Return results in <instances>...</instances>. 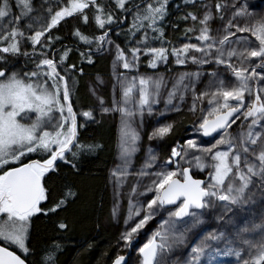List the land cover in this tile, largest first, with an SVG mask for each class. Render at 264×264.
I'll return each mask as SVG.
<instances>
[{"label":"snow or ice","instance_id":"1","mask_svg":"<svg viewBox=\"0 0 264 264\" xmlns=\"http://www.w3.org/2000/svg\"><path fill=\"white\" fill-rule=\"evenodd\" d=\"M169 4L170 0H42L37 9L33 0H0V264H59L63 247L55 239L41 249L38 260L31 258L32 222L38 216L58 215L79 198L71 185L55 193L49 175L57 173L60 164L79 175L81 156L102 147L80 142L84 124L78 118L94 121L95 109H74V73L82 75L84 70L68 60L76 53L81 64H92V57L105 50L114 56L119 98L114 94L111 106H105L104 98L95 89L91 92L102 114L120 116L119 163L110 173L114 196L121 195L119 189L130 175L138 177L127 194L120 241L130 247L134 236L164 210L167 219L138 248L140 264H161L163 254L174 247L188 250L175 264H218L221 256L234 258L235 264H264V217L257 223L244 215L254 203L251 189L264 192V16L250 11L247 0H184L196 10L178 18L186 26L183 41L176 45L165 35ZM69 18L93 24L99 34L90 36L76 27L70 35L78 46L63 44L52 32ZM171 26L179 28L178 23ZM122 32L126 47L111 36ZM58 42L60 48L55 47ZM21 56L30 60L31 68L18 70L9 62V57ZM142 57L153 70L170 57L177 66L216 67L206 73L204 90L196 87L205 75L200 70L181 72L168 89L162 74H140ZM117 68L125 71L115 73ZM189 92V112L201 113L193 127L214 142L187 139L159 162L149 149L140 169L130 171L140 139L137 120L142 126L145 113L152 115L161 101V115L181 111L174 101L183 103ZM205 100L207 107L198 109ZM173 127L159 124L149 140L163 139ZM195 172L205 173V178H197ZM143 178L149 183L143 184ZM118 211L114 205L113 217ZM205 216L216 226L203 227ZM55 228L67 232L69 223L59 219ZM111 264H127L126 257L117 254Z\"/></svg>","mask_w":264,"mask_h":264},{"label":"trees","instance_id":"2","mask_svg":"<svg viewBox=\"0 0 264 264\" xmlns=\"http://www.w3.org/2000/svg\"><path fill=\"white\" fill-rule=\"evenodd\" d=\"M33 3L39 9L42 0H34ZM177 5H179V9H177ZM195 10L191 5L186 6L184 0L170 1V15L165 21V35L173 44H178L183 40V29L186 26V22L180 21L178 18L186 11ZM14 11L18 13L19 9H14ZM173 23H178L179 28L174 30L171 26ZM76 27L90 36L99 34L93 24L84 25L79 18H69L67 22H62L57 29L53 30L52 34L60 36L63 44L75 48L78 46V42L70 33ZM118 29L116 31H120ZM111 36L121 47H126L127 40L123 32L120 38L116 37L115 33H112ZM55 47L60 48L61 44L58 42ZM80 47L81 50H84L82 45ZM92 59L94 61L92 64H81L79 56L73 53L68 60V63H76L84 70L82 75L79 72L74 73L75 79L78 81L72 94L75 110L94 109L87 82L97 74L108 73L107 59L98 56V53ZM9 62L15 64L18 70L25 66L27 68L32 66L30 60L23 56L9 57ZM167 120L174 127L162 148V153L169 156L172 147L178 143L183 144L186 140L190 129V117L186 112H181L170 116ZM78 121L84 124V127L79 129L80 142L99 144L102 147L94 153H86L81 156L77 161V166L80 169L79 175H73L71 168L60 164L58 172L50 174L47 178L49 187L55 193L58 194L65 186L71 185L80 195L74 203L69 204L58 215L38 216L33 219L30 238V247L33 249L31 258L38 260L41 249L55 239L63 247L59 264H111V261L119 254V231L112 225L106 227L103 221L110 216L112 207L109 176L116 160L118 128L113 119L98 118L96 115L94 121L85 123L83 117H79ZM198 177L203 176L198 175ZM59 219H64L69 223L67 232L56 230L55 223Z\"/></svg>","mask_w":264,"mask_h":264},{"label":"rangeland","instance_id":"3","mask_svg":"<svg viewBox=\"0 0 264 264\" xmlns=\"http://www.w3.org/2000/svg\"><path fill=\"white\" fill-rule=\"evenodd\" d=\"M170 1H173V0H170ZM221 2H227V0H222ZM247 2H248L249 10L253 11L256 14V16H264V0H247ZM218 23L219 21L216 20L213 23V27H215L216 24ZM120 36L121 35L119 36L116 35V37H119V38ZM181 42H179L176 45H179ZM153 43L155 44V46H159V42L154 41ZM98 56H101L102 58L107 59L108 64H109L107 67L108 73L107 74H97L93 76L92 78L88 80L87 84L89 88V94L92 98L94 109H95L94 114L98 118L113 119L118 128L119 138H118V144H117V153H116L115 163L113 164L111 168L112 170L119 163L120 116H119V113H113V112H110L108 114H102L100 111L98 102L96 100V97L92 95L91 90L95 89L97 95H100L104 98L106 102L105 106H111V101L113 99L114 94L117 99L119 98L120 88H119V83L116 79V75L114 74L113 54L105 50L102 53H98ZM215 67H216L215 65H205L203 66L202 69H198L197 66L191 65V64H188L187 66H177L174 63L173 58L170 57L169 62L166 65H160L158 69L153 70L147 67V58L142 57V61L140 64V74L142 75H161L162 74L165 77V80L167 82V88L170 89L171 84H172V79L174 77H177L181 72H195L197 70H200L205 73V75L201 76L200 82L196 84L197 90L200 91V90H204V88L206 87L208 83L209 77L206 75V73L215 70ZM124 71L125 70L122 68H117L115 70V73H121ZM220 72L221 73L224 72L223 67L220 68ZM128 75L130 76L131 74H128ZM100 81H103V83H100ZM166 91L167 89L164 90V95H166ZM174 103L180 104L182 110L179 112L166 111L163 115H161L160 112L164 110V104H163V101H161L160 104L154 105V112L152 115H148L147 113H145L142 126L139 125V120H137V130L139 132L140 139L138 141V151L135 153L133 157L132 168L130 169V171L135 172L140 169V167L143 165L144 161L148 157L149 149H151L152 152L155 155H157L158 162L167 159L168 156L162 153V148L166 144L169 135L164 137L163 139H152V140H149V135L151 134V132L153 131L155 127L159 126V124L171 123L167 120L170 116L177 115L181 112H186L188 116L190 117V129L186 136V140L196 139L198 142L205 144V145H207L210 142H214L212 139H205L204 137L200 136L193 127V124L200 117L201 113L198 110L195 114H193L189 112L188 110L189 106L192 103L191 92L186 94L185 101L183 103H181L179 100L174 101ZM201 106L207 107V101L205 100L203 105L198 104V109ZM195 175L196 177L198 175H202L203 177L201 178H205L206 174L195 172ZM137 179L138 177H136L134 174L130 175L127 178V181L125 182L123 187L119 189V192L121 193V195L116 197L114 196V184L112 182L111 177L109 176V185H110V190H111V195H112V207H111L110 216L103 221V224L106 227H109L110 225H112L119 231V242H120L119 243V255H125L129 251V249L132 248V255L129 259L128 264H140L141 258L138 253V248L141 247L144 243H146L147 240L151 238L152 234L159 229L160 224L163 223V220L167 219V212L164 210H161L155 216L153 220L149 221V223L143 229H141L137 235L134 236L130 247H125L123 242L120 241V235L122 232H124L125 227H126L125 219L127 216V209H128V195L127 194L129 193L132 185L137 181ZM142 183L143 184L149 183V179L143 178ZM251 190L255 193L254 203H251L246 207L244 215L246 218H249L253 220L254 222L259 223L261 221V218L264 217V192L259 190L257 187H253ZM139 199L144 200L145 197L141 196L139 197ZM114 205L119 206L118 214L115 217H113L112 215V210H113ZM249 211L252 214L251 216H248ZM237 212H239V210H237ZM204 219L206 220L207 223L203 227L208 228V227L216 226L209 216H205ZM199 230H200L199 228L196 229V231H199ZM189 237L191 238V234H189ZM255 238L257 239L259 238L258 234H256ZM136 239H138L137 243H136ZM187 251L188 250L186 248L182 249L181 247H174L171 251L165 252L163 254L161 264H175V262L178 259L183 258L182 253L186 254ZM218 264H235V259L221 256V257H218Z\"/></svg>","mask_w":264,"mask_h":264},{"label":"water","instance_id":"4","mask_svg":"<svg viewBox=\"0 0 264 264\" xmlns=\"http://www.w3.org/2000/svg\"><path fill=\"white\" fill-rule=\"evenodd\" d=\"M205 139H212L211 137H204ZM138 242V239H136V243ZM18 254V253H17ZM132 255V248L129 249V251L124 255L126 257L127 264L129 263V259Z\"/></svg>","mask_w":264,"mask_h":264},{"label":"flooded vegetation","instance_id":"5","mask_svg":"<svg viewBox=\"0 0 264 264\" xmlns=\"http://www.w3.org/2000/svg\"><path fill=\"white\" fill-rule=\"evenodd\" d=\"M198 177V176H197Z\"/></svg>","mask_w":264,"mask_h":264}]
</instances>
